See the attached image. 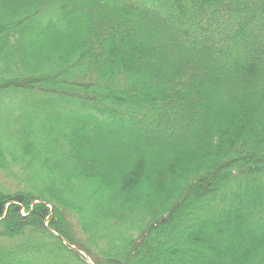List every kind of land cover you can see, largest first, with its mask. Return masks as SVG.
<instances>
[{"label":"trees","instance_id":"obj_1","mask_svg":"<svg viewBox=\"0 0 264 264\" xmlns=\"http://www.w3.org/2000/svg\"><path fill=\"white\" fill-rule=\"evenodd\" d=\"M132 1L0 0V264H264V0Z\"/></svg>","mask_w":264,"mask_h":264},{"label":"rangeland","instance_id":"obj_2","mask_svg":"<svg viewBox=\"0 0 264 264\" xmlns=\"http://www.w3.org/2000/svg\"><path fill=\"white\" fill-rule=\"evenodd\" d=\"M128 2H129V4H130V7L132 8V9H137L136 7H134L135 5H134V2L132 1V0H127ZM132 3V4H131ZM151 12H152V16H154L155 15V12H154V10H151ZM173 33H175L174 31H173ZM118 128V127H117ZM118 129H120V130H124V129H122V127L120 128H118ZM125 131V130H124ZM124 134H125V136H127V137H133V138H135V139H142V140H144V138H147L148 140H149V142L150 141H153L155 138L154 137H152V136H148V135H145V134H141L137 129H130V130H127V131H125L124 132ZM132 138V139H133ZM154 138V139H153ZM146 140V139H145ZM257 187V183H255V182H252L250 185H249V190L250 189H254V188H256ZM242 195V194H241ZM238 196V198L241 200V199H243V197L242 196ZM203 212H206V209H204L203 210Z\"/></svg>","mask_w":264,"mask_h":264}]
</instances>
